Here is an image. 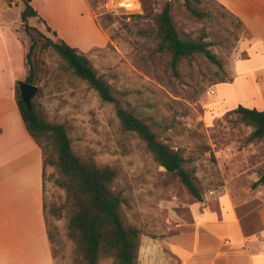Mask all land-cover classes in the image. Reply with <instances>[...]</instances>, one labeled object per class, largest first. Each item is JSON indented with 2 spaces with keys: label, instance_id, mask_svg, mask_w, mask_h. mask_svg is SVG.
<instances>
[{
  "label": "rangeland",
  "instance_id": "obj_1",
  "mask_svg": "<svg viewBox=\"0 0 264 264\" xmlns=\"http://www.w3.org/2000/svg\"><path fill=\"white\" fill-rule=\"evenodd\" d=\"M87 1L90 8L86 5L84 17H79L83 39L75 49L90 59L124 109L183 155L184 168L193 172L202 202L155 161L144 141L123 129L115 104L104 102L65 70L51 48H44L47 38L57 39L36 19L29 21L37 41L31 63L39 90L33 103L43 119L66 126L77 156L115 170L112 189L122 198L125 224L140 230L141 246L151 242L161 249L167 240L188 233L192 206L219 202L224 194L243 213L264 208V186L254 187L264 174V139L251 142L252 129L227 110L238 102L244 107L258 105L257 88L264 95V50L259 44L264 42V0H228L249 23L257 42L245 21L217 0H202L203 19L191 16L185 0H143L140 16L110 14L102 0ZM167 3L180 36L207 42L221 66L196 55L183 60L178 76L174 75L170 56L158 51L156 37L155 16ZM32 36L27 35L28 52ZM238 64L240 76L250 74L249 82L236 79ZM45 168V206L55 264H84L68 234L66 192L57 184L60 173L50 165Z\"/></svg>",
  "mask_w": 264,
  "mask_h": 264
},
{
  "label": "crops",
  "instance_id": "obj_2",
  "mask_svg": "<svg viewBox=\"0 0 264 264\" xmlns=\"http://www.w3.org/2000/svg\"><path fill=\"white\" fill-rule=\"evenodd\" d=\"M217 1L239 15L230 1ZM31 4L58 39L79 48L83 39L79 17H84L86 5L90 8L87 0H31ZM24 8L23 0H0V264H55L43 151L29 134L17 104L18 82L28 75ZM251 34L256 41V34ZM259 44L264 50V42ZM240 68L238 64L236 79L249 82L250 74L240 76ZM254 94L260 103L247 107L264 111L263 93L257 88ZM238 103L227 110L236 109ZM192 213L188 233L167 240L161 249L144 243L139 264H264V208L243 213L224 194L219 202L196 203Z\"/></svg>",
  "mask_w": 264,
  "mask_h": 264
},
{
  "label": "trees",
  "instance_id": "obj_3",
  "mask_svg": "<svg viewBox=\"0 0 264 264\" xmlns=\"http://www.w3.org/2000/svg\"><path fill=\"white\" fill-rule=\"evenodd\" d=\"M23 1L25 8L21 13V22L25 33L32 36L29 25L31 19L42 23L57 39L53 41L47 38L44 48H51L63 61L65 70L87 83L104 102L115 104L123 129L144 141L155 161L167 172L177 175L190 194L202 202L193 172L184 168L183 155L162 141L143 119L124 109L112 87L98 76L90 59L58 39L57 32L46 24L32 6L31 0ZM201 2L202 0H185L187 10L197 19L206 16L199 8ZM171 9L170 3H167L156 14L155 23L158 51L170 56V68L174 75L178 76L179 65L183 60H190L196 55H203L221 66L207 42L180 36ZM32 42L26 55L28 75L25 82L36 85V69L31 63V57L37 41L33 36ZM17 104L29 134L43 151L45 166L55 167L60 173L57 184L66 192L68 234L78 246L84 264H100L104 259H111L112 264H137L141 234L138 228L124 222L122 198L112 189L116 178L115 170L108 166L101 167L93 161H84L77 156L72 149L66 126L43 119L37 113L34 103L33 110L29 113L19 93ZM230 113L237 115L245 126L252 129L249 137L251 142L264 139V111L239 106ZM258 186H264V174L254 184V187Z\"/></svg>",
  "mask_w": 264,
  "mask_h": 264
},
{
  "label": "built area",
  "instance_id": "obj_4",
  "mask_svg": "<svg viewBox=\"0 0 264 264\" xmlns=\"http://www.w3.org/2000/svg\"><path fill=\"white\" fill-rule=\"evenodd\" d=\"M102 2L105 11L110 14L127 16H140L144 14L143 0H102Z\"/></svg>",
  "mask_w": 264,
  "mask_h": 264
},
{
  "label": "water",
  "instance_id": "obj_5",
  "mask_svg": "<svg viewBox=\"0 0 264 264\" xmlns=\"http://www.w3.org/2000/svg\"><path fill=\"white\" fill-rule=\"evenodd\" d=\"M18 88L22 101L26 105L28 112L31 113L33 110V99L36 96L39 88L36 85L29 84L25 81H19Z\"/></svg>",
  "mask_w": 264,
  "mask_h": 264
}]
</instances>
